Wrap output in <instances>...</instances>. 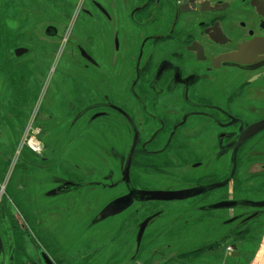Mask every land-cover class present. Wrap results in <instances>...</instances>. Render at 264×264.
<instances>
[{
    "label": "flooded vegetation",
    "instance_id": "1",
    "mask_svg": "<svg viewBox=\"0 0 264 264\" xmlns=\"http://www.w3.org/2000/svg\"><path fill=\"white\" fill-rule=\"evenodd\" d=\"M236 4L242 13L232 34L225 19ZM76 9L89 23L81 42H73V52L69 49L70 57L76 52L84 62L83 70L91 67L95 75H73L96 97L79 106L68 91H62L65 113L56 116L40 109L37 96L29 112L28 130L11 111L5 114L8 118L0 113V127L8 122L17 138L19 150L18 155H12L16 162L12 167L21 173L36 168L34 173L46 179L31 190L34 215L25 213L9 180L2 181L8 166L0 161V264H45L42 253L52 264H60L49 242L39 234L36 216L56 208L65 211L68 206L62 209L60 205L81 200L76 194L86 189L87 181L81 166L55 180L49 162L56 150L45 155L49 149L44 139L56 126L61 128L57 138L62 136L66 144L72 126L82 134L86 124L96 122L98 132L105 135L109 126L114 140L129 143L119 177H115L117 171H110L98 182L103 187L124 189L112 200L128 193L126 174L129 184L138 190L174 191L224 184L184 200H133L128 209L100 220L101 207L85 221L89 230H100L125 217L136 205L210 197L176 216L183 220L182 227L195 223L194 234L199 228L210 234L206 248L225 253L222 262L215 254L210 256V264H264V256L259 259L264 252V125L256 130V125L264 124V52H259L264 47V0H81ZM48 27L54 28V35L46 34ZM72 33L70 30L66 42ZM44 35L61 38L59 26L47 25ZM249 46L258 52L248 57L230 56ZM24 49L22 55L28 52ZM33 77L38 84L39 76ZM230 86L237 90L231 93ZM4 137L0 128V140ZM187 140L196 144L189 148ZM7 151L0 147V157H6ZM172 151L181 158L180 164L167 159ZM7 157L9 163L11 155ZM241 169L245 175L240 178ZM135 170L143 179L134 177ZM51 178L53 184L46 187ZM24 181L20 175L17 189L25 190ZM214 204L224 207L206 210ZM156 213L144 233L165 216L162 209L153 211L136 225V231L146 217ZM118 230L130 231L121 226ZM136 234L133 253L139 250L135 249ZM115 240L120 239L115 236ZM24 242L27 251H23ZM107 259L106 264H133L135 256L122 262L116 255Z\"/></svg>",
    "mask_w": 264,
    "mask_h": 264
},
{
    "label": "rangeland",
    "instance_id": "2",
    "mask_svg": "<svg viewBox=\"0 0 264 264\" xmlns=\"http://www.w3.org/2000/svg\"><path fill=\"white\" fill-rule=\"evenodd\" d=\"M80 4L81 0H0V113L7 117L5 114L11 111L18 118L21 126L27 130L31 127L29 112L33 109L37 96L38 103H36L40 104V109L56 116L65 113L61 99L62 91H68L79 106L91 102L96 97L89 86L73 75L76 72L86 77L95 75V70L91 67L88 71L83 70L84 62L76 52L73 58L70 57L72 53L69 49L73 52L75 49L73 42H81L89 23L76 9ZM239 11V5L236 4L226 14L225 24L232 34L236 30V22L240 20L242 12ZM47 25L59 26L61 38L46 37L44 30ZM70 30L74 34L72 33L69 41L66 42ZM17 47L27 48L28 52L16 57L13 50ZM32 73L39 76L38 84ZM236 90V87L230 86L231 93ZM0 128L5 134L4 139L0 140V147L8 150L6 157H0L3 165L8 166L7 171L2 170L5 174L2 181L6 183L9 180V187L17 194L24 212L34 215L35 206L29 199L31 190H36L46 179L34 173L37 172L36 168L29 167L27 172L21 173L22 171L12 167L16 165L12 155H18L19 150L18 145L15 144L17 138L13 134L12 125L8 122ZM71 128L72 132L67 136L69 139L66 144L62 136L57 138L60 127L55 126L51 134L46 135L44 143L49 150L45 155L50 156L51 151L56 150L55 157L49 162L52 166L51 170L56 175L55 180L67 174V171H78L75 166H81L85 170L82 174L87 181V187L76 194L77 197H82L81 200L68 201L60 205L62 209L68 206L65 211H57L56 208V212L55 210L43 212L36 216L39 234L49 242L53 256L58 262L60 261V264H106L107 258L110 257L111 260L114 255L118 257L119 262L128 259V256H135L133 264H153L162 261L166 264H176V262L210 264V256L213 254L222 262L225 253L218 250L210 251V247L206 248L211 242L208 232H202L199 228L197 234H194L195 223L182 227L183 220L176 217L189 206L209 201L210 197L177 203L136 205L126 212L125 217L117 218L118 220L100 230H89L85 226V221L90 214L124 192L121 186L103 187L98 182L102 177L106 178L110 171H117L114 174L116 178L119 177L120 166L129 143L124 140H114L109 126L105 130V135L104 132H98L97 122L86 124L82 134L74 132L73 126ZM188 133H191V130ZM12 144H15L16 148ZM185 144L191 148L196 141L187 140ZM175 154V151L170 152L167 159L178 165L181 163V158L176 157ZM7 155H11L12 159L9 163H6ZM20 175L26 185L23 191L17 189ZM244 175L241 169L240 178ZM134 177L143 179L142 174L136 170ZM110 178L109 176L104 183L106 184ZM53 179L46 187L53 184ZM142 182L153 184L152 181L142 180ZM171 184L168 183V186ZM38 190L41 191V188ZM158 209H162L165 216L156 219L147 228L138 252L133 253L136 225L146 215ZM201 221L198 220L197 223ZM120 226L130 231L118 232ZM94 232L96 235L92 234ZM115 233L119 241L115 240L113 236ZM123 233L125 237L122 238ZM198 248L202 250L196 252ZM26 249L24 242L23 251H27ZM189 252L195 253H191L187 258L181 257L182 254Z\"/></svg>",
    "mask_w": 264,
    "mask_h": 264
},
{
    "label": "water",
    "instance_id": "3",
    "mask_svg": "<svg viewBox=\"0 0 264 264\" xmlns=\"http://www.w3.org/2000/svg\"><path fill=\"white\" fill-rule=\"evenodd\" d=\"M51 30L53 31L54 28L48 27L46 30V34L54 35V32H51ZM13 52L16 56H21L23 53L26 52V49L16 48ZM257 52H258L257 50H255L254 48H251L249 46L245 49L239 48L238 53L231 54L230 56L231 57H233V56H235V57H238V56L248 57L247 55H249L251 53H257ZM259 52H264V47ZM263 125L264 124L256 125V130L262 128ZM252 132L255 133L254 131H252ZM240 143H241V140L237 141L235 144L236 145L235 148H237ZM233 158H235V151L233 153ZM125 173H127V172H125ZM125 182L127 184L128 193L126 195H124L120 198H117L115 200H112L108 204H106L103 207V209L100 211V214H99L100 220L104 219L106 217H109V216L116 215V214L128 209L131 206L133 200H136L139 202L184 200L186 198H190V197H193V196L198 195L200 193H203L207 190H211L213 188L220 187L224 184V182H223V183H219V184L209 185L206 187L188 188V189L174 190V191H164V190H138V189H135L129 184V178H128L127 174H126ZM223 207L224 206H222L220 204H214V205L207 206L206 210L207 209L208 210L218 209V208H223ZM157 215H158V213L146 217L138 225V231L136 234V250H138V248H139V245H140V242L142 240V236H143V233L145 231L146 226ZM42 257L44 258L45 264H52V262L43 253H42Z\"/></svg>",
    "mask_w": 264,
    "mask_h": 264
},
{
    "label": "trees",
    "instance_id": "4",
    "mask_svg": "<svg viewBox=\"0 0 264 264\" xmlns=\"http://www.w3.org/2000/svg\"><path fill=\"white\" fill-rule=\"evenodd\" d=\"M196 252H200V251H196ZM191 253H195V252H189V253H184V254H182L181 255V257L182 258H187L188 256H190L191 255ZM178 263H184V262H176V264H178Z\"/></svg>",
    "mask_w": 264,
    "mask_h": 264
},
{
    "label": "bare ground",
    "instance_id": "5",
    "mask_svg": "<svg viewBox=\"0 0 264 264\" xmlns=\"http://www.w3.org/2000/svg\"><path fill=\"white\" fill-rule=\"evenodd\" d=\"M261 256H262V257H261ZM261 256H260V258H259V259L263 258V256H264V252L261 254Z\"/></svg>",
    "mask_w": 264,
    "mask_h": 264
}]
</instances>
